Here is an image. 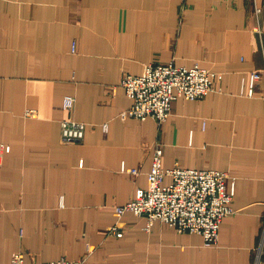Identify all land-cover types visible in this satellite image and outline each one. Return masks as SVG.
Masks as SVG:
<instances>
[{
	"label": "crops",
	"instance_id": "crops-1",
	"mask_svg": "<svg viewBox=\"0 0 264 264\" xmlns=\"http://www.w3.org/2000/svg\"><path fill=\"white\" fill-rule=\"evenodd\" d=\"M170 62L212 71L217 91L176 99L163 123L122 118V76ZM67 118L87 125L81 142L62 140ZM157 145L164 169L234 179L216 245L131 212L122 237L108 233ZM263 228L262 0H0V264H253Z\"/></svg>",
	"mask_w": 264,
	"mask_h": 264
},
{
	"label": "built area",
	"instance_id": "built-area-1",
	"mask_svg": "<svg viewBox=\"0 0 264 264\" xmlns=\"http://www.w3.org/2000/svg\"><path fill=\"white\" fill-rule=\"evenodd\" d=\"M264 4V0H262ZM75 45L72 50L74 51ZM215 73L199 65L178 67L173 62L167 64H150L141 75L124 74L120 86L131 100L130 107L122 113V118L131 117L139 121L148 118L157 123L166 121L172 110L174 101L198 100L217 91ZM259 73H254L259 78ZM75 98L66 96L62 108L69 113L74 110ZM26 117H35L36 111L27 110ZM87 125L72 118L60 122L63 141L68 143L81 142L86 133ZM9 151V147H4ZM163 149L157 145L153 152L151 170L147 175L148 185L138 189L134 197L124 205L114 207L116 224L108 228V233L122 237L123 224L121 219L127 212L138 217H146V230L154 222L160 221L178 233L199 234L207 246L216 245L222 221L235 213L232 203L235 195L234 179L223 171L199 170L175 167H162ZM131 176L138 174L137 169L122 170ZM171 182L164 184L165 177ZM264 228L260 246L255 253L253 264H260ZM25 255L16 252L10 264H24ZM50 264H78L61 259Z\"/></svg>",
	"mask_w": 264,
	"mask_h": 264
}]
</instances>
